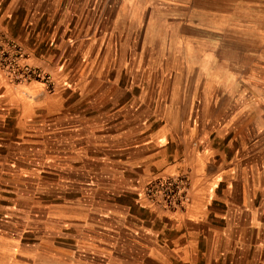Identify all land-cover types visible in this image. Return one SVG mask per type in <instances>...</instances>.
Masks as SVG:
<instances>
[{
    "label": "crops",
    "instance_id": "obj_1",
    "mask_svg": "<svg viewBox=\"0 0 264 264\" xmlns=\"http://www.w3.org/2000/svg\"><path fill=\"white\" fill-rule=\"evenodd\" d=\"M92 2V34L97 35L105 34L106 4H116L110 34L119 36L114 48L118 66H133L137 55L136 66L161 67L172 81L218 84L231 79L218 69L223 61L218 53L234 0ZM40 4L41 0H0V31L16 34V43L31 52L26 63L51 77L52 58L30 50L29 35L39 33L45 18ZM76 15L78 30L89 34L81 21L88 14ZM50 17L44 23L52 25L54 35L57 23ZM65 28L73 33L74 26ZM138 35L142 38L136 47ZM196 90L190 96L181 91L179 97L198 99L201 90ZM208 97L218 98L217 93ZM56 108L57 97L46 82L14 83L0 68V264H264V138H237L231 123L201 125L209 130L207 138L197 135L195 123L147 132L146 123L135 120L122 133L118 156L111 158L127 167L113 171L116 180L111 187L82 188L80 198L50 202L41 219L34 214L42 207L34 195L39 188L27 190L33 194L28 196L33 201L29 209L26 190L18 185L23 170L17 165L18 148L25 144V127L43 113H56ZM197 109L201 108L189 106L185 114H196ZM180 175L190 182V201L183 210L162 213L144 201V189L151 182ZM30 211L32 215H26ZM47 221L82 231L96 228L97 235L82 233L74 249L65 246L63 252L35 235V226ZM43 243L50 254L42 250Z\"/></svg>",
    "mask_w": 264,
    "mask_h": 264
},
{
    "label": "rangeland",
    "instance_id": "obj_2",
    "mask_svg": "<svg viewBox=\"0 0 264 264\" xmlns=\"http://www.w3.org/2000/svg\"><path fill=\"white\" fill-rule=\"evenodd\" d=\"M40 5L45 18L39 33L29 35L30 50L52 58L51 77L26 63L31 52L16 43V34L2 31L0 68L14 83L46 82L57 97L56 113H43L32 126H26L25 144L18 148L17 165L23 167L18 185L26 190L25 204L30 205L29 209L33 201L28 196L33 194L27 190L39 188L40 193L34 195L40 197L42 207L40 213L35 208L34 214L41 219L46 218L44 206L50 202L80 198L82 188L111 187L110 183L116 180V177L112 179L113 171L127 168L113 163L111 158L118 156L122 133L129 131V125L135 120L146 123L147 132H156L165 125L176 130L173 124L195 123L197 135L205 134L207 138L209 130L204 131L201 125L231 123L237 138L249 142L256 136L264 138V0H234L232 20L227 21V32L221 36L223 49L218 53L223 59L218 69L227 71L226 78L231 79L218 84L196 83L192 79L183 82L179 78L178 82L172 81L161 67L136 66L137 55L133 66H118L114 48L119 36L110 34L115 3L106 4L104 35L92 34L96 14L92 0H41ZM78 13L88 14L81 21L89 34H82L76 27ZM49 15L51 22L57 23L54 35L52 25H47ZM73 26V33L65 32V27ZM141 38L136 36V47ZM203 48L201 55L206 53ZM25 68L31 72L27 74ZM196 74L194 71L190 75L193 78ZM197 87L201 90L198 99L179 97L183 94L181 91L190 96ZM214 93L217 99L208 97ZM189 106L201 109L187 115ZM137 107L140 109L136 111ZM180 110L184 113H175ZM147 187L144 201L163 213L147 199ZM31 211L26 215L31 216ZM51 223L35 226V235L39 233L42 240L50 241L63 252L66 247L74 249L82 233L97 235L96 228L82 231ZM42 250L51 252L44 243Z\"/></svg>",
    "mask_w": 264,
    "mask_h": 264
},
{
    "label": "built area",
    "instance_id": "obj_3",
    "mask_svg": "<svg viewBox=\"0 0 264 264\" xmlns=\"http://www.w3.org/2000/svg\"><path fill=\"white\" fill-rule=\"evenodd\" d=\"M30 73L29 68H25ZM190 182L186 176L161 178L151 182L146 190L149 202L163 212L183 210L190 201Z\"/></svg>",
    "mask_w": 264,
    "mask_h": 264
}]
</instances>
